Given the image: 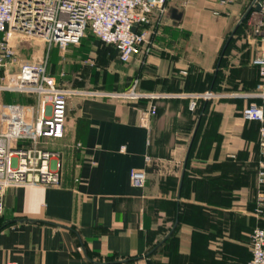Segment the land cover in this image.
<instances>
[{"label": "crops", "instance_id": "1", "mask_svg": "<svg viewBox=\"0 0 264 264\" xmlns=\"http://www.w3.org/2000/svg\"><path fill=\"white\" fill-rule=\"evenodd\" d=\"M220 1L168 4L154 48L129 64L102 46L99 86L88 73L84 86L76 81L83 41L58 53L57 67L47 56L46 72L69 88L121 92L136 82L144 93L229 97L200 103L195 112L186 100L154 101L149 130L139 125L148 102L69 100L63 138L42 145L60 156V184L5 190L0 264H248L250 235L264 226L255 215L257 196L264 197V149L260 124L245 122L241 112L249 104L264 111V84L252 64L262 44L243 27L217 68L245 10L241 0L225 7ZM202 12L207 21L200 22ZM132 170H146L144 188L131 186Z\"/></svg>", "mask_w": 264, "mask_h": 264}, {"label": "built area", "instance_id": "2", "mask_svg": "<svg viewBox=\"0 0 264 264\" xmlns=\"http://www.w3.org/2000/svg\"><path fill=\"white\" fill-rule=\"evenodd\" d=\"M171 0H0V94L31 96L34 108L0 104V216L3 214L4 192L10 187H50L60 184L61 163L57 152L42 145L59 141L64 136L67 103L72 98L147 101L140 112L139 125L150 129L156 114L154 101L186 100L188 109L214 99L229 96L212 91L199 93H144L137 83L123 92L81 90L61 86L46 72V61L18 62L11 41L37 38L48 47L79 46L87 31L100 43L115 48L118 59L129 64L138 54L147 56L154 41L162 34L168 4ZM191 0H179L185 8ZM233 0H221L225 7ZM254 11L253 34L260 38L262 49L252 64L264 84V0ZM214 15H218L214 13ZM134 29V31H132ZM185 74V73H182ZM1 100V97H0ZM245 122L260 124L259 146L264 149V111L249 104L241 112ZM80 148V145L76 146ZM148 161V159H147ZM259 183L264 181V162L259 164ZM131 186L144 188L146 170H132ZM257 219L264 223V197L257 196ZM251 259L248 264H264V226L250 235Z\"/></svg>", "mask_w": 264, "mask_h": 264}, {"label": "rangeland", "instance_id": "3", "mask_svg": "<svg viewBox=\"0 0 264 264\" xmlns=\"http://www.w3.org/2000/svg\"><path fill=\"white\" fill-rule=\"evenodd\" d=\"M174 0H171L169 4H171ZM253 0H241L244 5V12L246 11V8H248ZM204 9H208V7H204ZM243 12V13H244ZM254 16V10L252 9L248 15L246 16L244 20V29L246 31H249L253 33L254 29L252 27L253 19L251 17ZM200 22H204L205 20L207 21V14L205 12H202L199 16ZM242 27V28H243ZM242 30V29H241ZM1 38V36H0ZM83 48L80 50L81 56L79 58H82V68H84V71L81 72V75H78V79L76 78V81H78V85L84 86L83 81H84V73H88L91 76H93L90 81H92L93 86H99L101 84L100 78L101 75L100 70L97 72L96 68H102L104 65H106L105 60L102 61V46L96 41L95 38H93L88 31L85 34V37L83 38ZM10 45L14 47V52H15V58L18 62H25V63H38L41 61H46V68H50L49 62L47 59V56L50 55L52 58L54 57V65L57 67V62L55 61L58 55V53H61L65 49H61L59 46H51L48 47L44 42H42L40 39L37 38H27V39H20L18 38L15 41H11ZM114 53L109 51L106 60L110 61L113 57ZM59 59V58H58ZM60 61V59H59ZM62 61V60H61ZM59 66V65H58ZM61 67V65L59 66ZM62 73V72H60ZM87 74V76H89ZM97 74V75H95ZM86 76V77H87ZM89 80V79H88ZM75 81V82H76ZM87 82V79H86ZM1 98H4L0 100V104L4 105H15V106H20L26 109H32L34 108L35 101L31 96H26V95H18V94H0ZM68 104V103H67Z\"/></svg>", "mask_w": 264, "mask_h": 264}, {"label": "water", "instance_id": "4", "mask_svg": "<svg viewBox=\"0 0 264 264\" xmlns=\"http://www.w3.org/2000/svg\"><path fill=\"white\" fill-rule=\"evenodd\" d=\"M261 8H262V3H261V1L260 0H253L252 2H251V4H250V6L247 8V10L244 12V14L241 16V18L239 19V21L236 23V25L234 26V28H233V30L231 31V33L229 34V36H228V38L226 39V41H225V43H224V46H223V49H222V51H221V54H220V57H219V61H218V64H217V68H218V66H219V63H220V61H221V58H222V56H223V53H224V51H225V49H226V47H227V45L229 44V42H230V40L233 38V36H234V34H235V32H236V30H237V28L239 27V25L243 22V20L246 18V16L248 15V13L253 9L255 12H257V13H259L260 11H261ZM171 16H172V19H176V20H179L180 19V15L178 14V16H177V11L174 9V10H172L171 11ZM132 31H134V29L132 30ZM209 92H211V90H209ZM207 102H204V105L206 104ZM202 114H203V112H201V114H200V116H199V120L201 119V117H202ZM198 120V121H199ZM196 131V130H195ZM193 137H194V134H193ZM193 137H192V140H191V142H190V145H189V148H188V152H189V150H190V148H191V145H192V142H193ZM187 152V153H188ZM188 155V154H187ZM186 159H187V156H186V158H185V162H184V165H183V170H182V176H183V174H184V172H185V166H186ZM176 223L177 222H175L174 223V226H173V228L172 229H174V227L176 226ZM172 231L173 230H171L170 231V233L158 244V245H156L154 248H153V250H152V252L156 249V248H158L168 237H169V235L172 233Z\"/></svg>", "mask_w": 264, "mask_h": 264}, {"label": "trees", "instance_id": "5", "mask_svg": "<svg viewBox=\"0 0 264 264\" xmlns=\"http://www.w3.org/2000/svg\"><path fill=\"white\" fill-rule=\"evenodd\" d=\"M245 20V19H244ZM244 20H243V22L239 25V27L237 28V30H236V32H235V34L236 33H238L241 29H242V27L244 26ZM88 33H90L89 31H88ZM90 35H91V33H90ZM92 36V35H91ZM93 37V36H92ZM94 38V37H93ZM83 40V39H82ZM81 40V41H82ZM232 40V39H231ZM231 40H230V42H231ZM97 41V40H96ZM101 46H105V47H112V46H107V45H104V44H102V43H100L99 41H97ZM230 42H229V44H230ZM81 43V42H80ZM229 44L227 45V47H226V49H225V51H224V53L226 52V50H227V48H228V46H229ZM80 45V44H79ZM114 50H115V48L114 47H112ZM116 51V50H115ZM223 53V54H224ZM123 64V63H122ZM64 87H66V86H64ZM130 88V87H129ZM128 88V89H129ZM128 89H126V90H128ZM126 90H124V91H126ZM121 92H123V91H121ZM139 102H142V103H146L147 101H144V100H141V101H139Z\"/></svg>", "mask_w": 264, "mask_h": 264}]
</instances>
